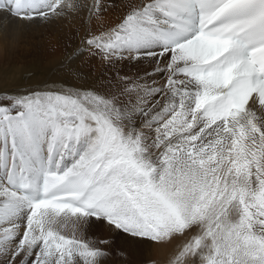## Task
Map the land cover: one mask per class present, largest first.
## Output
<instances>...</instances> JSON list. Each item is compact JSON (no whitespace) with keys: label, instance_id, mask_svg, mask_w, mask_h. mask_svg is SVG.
<instances>
[{"label":"snow or ice","instance_id":"1","mask_svg":"<svg viewBox=\"0 0 264 264\" xmlns=\"http://www.w3.org/2000/svg\"><path fill=\"white\" fill-rule=\"evenodd\" d=\"M116 6L0 0L25 27L79 17L106 74L0 93V264H110L117 241L264 264V0Z\"/></svg>","mask_w":264,"mask_h":264},{"label":"rangeland","instance_id":"2","mask_svg":"<svg viewBox=\"0 0 264 264\" xmlns=\"http://www.w3.org/2000/svg\"><path fill=\"white\" fill-rule=\"evenodd\" d=\"M113 3H115L117 6L110 9L106 13V16L108 18V21L114 23L121 13L119 11V3ZM105 25L107 26V24ZM86 27L87 26L85 25V28ZM55 35L51 33L46 34L41 41L42 44H40L41 47L38 51L34 50L36 49L34 47H31L30 49L24 47V50L20 49L14 51V57H11L10 59L0 60L1 63L8 61L10 65H14V68L11 69V72L6 73V76L8 77L10 83H3V85L0 86V93L15 92L17 90H23L29 87L43 86L45 84L59 85L60 82L66 80H68L70 83L87 82L89 84H93V82L88 81L92 72V75L95 76L96 80L97 78L99 79L102 77V80H99L102 81V83L105 82L103 81L105 72H102L101 61H99L98 59H92L91 61H89L88 52L84 50L82 46V40L85 36V32L80 29L78 34L72 36L74 40H71L69 42L65 41L63 45L62 39H59L60 36L57 35L56 37ZM39 38H42V36H40ZM66 44L68 45V49L64 47ZM39 53H41L42 55L41 60H39ZM40 65L43 66V71H37L36 66ZM144 66L147 67L146 64H144ZM17 67L18 71L16 70ZM137 68V66L134 67L131 65H126L123 71L132 74L137 71ZM76 73L81 74L82 79L80 81L75 80ZM105 237L106 233L101 229L91 228L85 230V238L97 239ZM116 245L117 255L111 259L110 264H158V261L154 258L152 245L137 247L136 245L123 244L120 241H117ZM121 249H123V252L125 253V255L123 256L119 255Z\"/></svg>","mask_w":264,"mask_h":264},{"label":"bare ground","instance_id":"3","mask_svg":"<svg viewBox=\"0 0 264 264\" xmlns=\"http://www.w3.org/2000/svg\"><path fill=\"white\" fill-rule=\"evenodd\" d=\"M112 2L119 3V0H112ZM80 29L83 32H85V30H86L84 22L79 17H73L71 19L55 22L53 24L31 23L25 27L24 22H19V21H17V18L12 17L5 12L0 11V60L1 59H10L11 57H14V55H15L14 51L20 50V49L24 50V47H27L29 49L31 47H34V48H36L34 50L38 51L41 47L40 44H42L41 41H42L43 37L48 33H51L54 35L56 34L55 35L56 37H57V35H59L60 36L59 39H62V41H63L62 45H63V43H65V41L69 42L71 40H74L72 36L75 34H78ZM40 36H42V38H39ZM47 37H49V36H47ZM64 47L67 48L68 45L66 44ZM2 52H4V53H2ZM39 54H40L39 60H41L42 55H41V53H39ZM82 66H83V64H82ZM36 67H37V71H43L42 65L36 66ZM85 67H86V65H85ZM137 67L140 68L141 70L146 68V66H144V65H138ZM13 68H14V65H10V63L8 61L2 62V63L0 61V86H2L3 83H5V82L10 83L8 77L6 76V73H10L11 69H13ZM101 69H102V72H105V68H104L103 64H102ZM16 70L18 71V67L16 68ZM92 74H93V72H92ZM92 74H90V77H89L90 79L88 81L93 82V84H95V82H96V85L101 84L102 81H100L99 79L102 80V77L99 79L97 78V80H96L95 76ZM105 75L103 76V81H105ZM66 81H68V80H66ZM152 248H153L152 251H154L153 252L154 258H155V260L158 261L157 263L158 264H168L169 257L173 251L172 247L171 246H155V245H152Z\"/></svg>","mask_w":264,"mask_h":264}]
</instances>
